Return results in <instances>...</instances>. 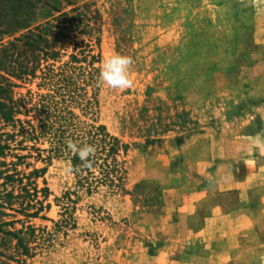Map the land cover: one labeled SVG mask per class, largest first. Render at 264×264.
I'll list each match as a JSON object with an SVG mask.
<instances>
[{
  "label": "rangeland",
  "instance_id": "1",
  "mask_svg": "<svg viewBox=\"0 0 264 264\" xmlns=\"http://www.w3.org/2000/svg\"><path fill=\"white\" fill-rule=\"evenodd\" d=\"M49 5L27 7L29 29L48 38L63 28L47 63L55 69L74 55L76 70H97L86 94L76 92L90 110H70L124 145L126 174L117 188L86 193L67 160L17 150L27 155L18 171L43 169L31 202L42 208L35 217L3 209L15 229L28 227V252L17 257L6 243L0 264H264V0ZM116 53L134 60L124 90L97 83ZM8 79L13 99L46 93L37 78Z\"/></svg>",
  "mask_w": 264,
  "mask_h": 264
},
{
  "label": "trees",
  "instance_id": "2",
  "mask_svg": "<svg viewBox=\"0 0 264 264\" xmlns=\"http://www.w3.org/2000/svg\"><path fill=\"white\" fill-rule=\"evenodd\" d=\"M59 1L0 0V37L19 33L6 45L0 43V256L7 249L6 243L15 249L17 257L28 252V244L24 241L28 227L22 224L20 229H15L13 225L17 221L2 219L8 215L3 209L8 208L24 217H35L42 208L41 202L36 200L33 204L39 207L28 211L34 206L31 202L38 193L32 180L43 173V169H33L27 174L18 171L16 165L27 155L16 153L17 150H34L39 158L41 153H46L45 160L54 157L67 160L74 174L75 186L86 193L100 185L117 188L126 174L125 162L117 159L119 151H124V145L104 126L81 121L70 110L71 105L81 103L84 111L90 110L91 102L76 92L78 89L86 94L84 87L94 85L97 70L93 67L88 71L76 70L72 65L77 61L74 55L69 62L55 69L47 63L54 61L59 54L56 50L57 36L63 28L57 27V34H46L49 39L41 32V26L29 29V15L33 11L29 14L28 6L34 8L38 3H46L58 12L59 7L54 4ZM23 30L26 31L20 33ZM93 59L94 55H90L88 65L91 66ZM41 60L45 65L40 67ZM80 76L82 82L78 81ZM8 77L23 81L37 78L46 93L33 96L28 92L27 97L13 99L10 93L12 83ZM28 104L30 107L26 109ZM20 115L27 118L22 120L18 117ZM68 140L78 146L89 144L96 147L95 156L90 157L91 166L85 167L78 155L68 149ZM42 143H47L48 148L35 146ZM6 157L14 161L7 163ZM29 231L32 232L30 228ZM4 254L7 259H16L6 252Z\"/></svg>",
  "mask_w": 264,
  "mask_h": 264
},
{
  "label": "clouds",
  "instance_id": "3",
  "mask_svg": "<svg viewBox=\"0 0 264 264\" xmlns=\"http://www.w3.org/2000/svg\"><path fill=\"white\" fill-rule=\"evenodd\" d=\"M134 64L131 56L121 55L119 53L105 57L101 63L99 79L97 81L99 86H107L114 90H124L132 86L130 69ZM67 147L73 153L78 155L82 164L85 167L91 166L92 160L96 153L94 145L85 144L78 146L72 140L67 141Z\"/></svg>",
  "mask_w": 264,
  "mask_h": 264
}]
</instances>
